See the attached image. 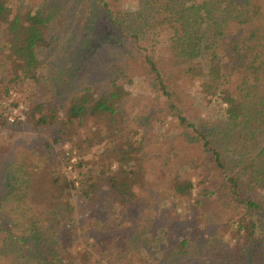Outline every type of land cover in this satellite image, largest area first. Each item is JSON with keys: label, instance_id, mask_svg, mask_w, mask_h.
<instances>
[{"label": "trees", "instance_id": "trees-1", "mask_svg": "<svg viewBox=\"0 0 264 264\" xmlns=\"http://www.w3.org/2000/svg\"><path fill=\"white\" fill-rule=\"evenodd\" d=\"M136 1L137 7L115 12L107 0H96L104 22L136 45L150 32L166 31L172 57L178 60L174 63L182 66L181 76L197 83V94L221 111L208 131L179 115L180 124L193 129L199 152L206 155L194 161V168H205L200 189L204 207L212 210L208 217L212 231L209 226L202 231L209 233L206 239L187 235L170 250H159L153 246L158 236H147L148 228L129 234L122 229L120 218L137 207L134 193L144 181L136 157L139 141L122 133L127 86L132 83L124 67L133 63L118 59L121 67L111 65L117 75L101 82L86 78L66 92L68 104L51 101L52 97L36 102L27 109L26 121L10 123L12 110L0 105V132H8L10 149L6 164L0 155V175L6 174L0 188V257L9 264H119L122 259H127L125 264H264V0ZM22 5L0 0L2 55L14 78L38 84L46 65L44 51L56 44L48 32L57 15ZM143 59L160 95L174 110L175 93L166 65L153 55L144 54ZM12 78L9 81H15ZM9 91L5 87L4 93ZM90 119L100 125L92 147L106 148V171L111 173L102 189L98 173L82 194L103 212L96 227L122 229L115 241L105 243L100 256L91 248L73 245L78 225L75 205L70 198L57 196L64 184L43 159L55 154L62 139L76 138L75 123ZM45 127H55L56 135H43L37 143L33 139L40 138ZM35 152L38 156L33 159L30 155ZM195 187L187 172L171 190L186 197ZM97 192L100 202L93 198ZM212 200L221 209L213 207ZM225 233L235 241L225 244ZM114 242L117 245L111 247Z\"/></svg>", "mask_w": 264, "mask_h": 264}, {"label": "rangeland", "instance_id": "rangeland-1", "mask_svg": "<svg viewBox=\"0 0 264 264\" xmlns=\"http://www.w3.org/2000/svg\"><path fill=\"white\" fill-rule=\"evenodd\" d=\"M15 1L22 2L24 8L43 7L57 15L51 22L48 32L49 38L56 37V44L44 51L46 65L38 84L14 78L9 65L4 61L2 44L0 45V105L2 108L7 107L12 110L11 117L14 120L10 119L9 122L26 121L27 109L49 97H52L51 101L60 100L63 104H68L69 95L67 96L66 92L75 88V85L78 86L89 77L95 79L92 81H106L109 77L118 74V71H113L112 63L121 67L118 59L126 63L130 61L133 65L124 67L132 83L127 86L129 95L124 107L125 127L122 133L139 141L140 151L136 157L140 160L144 184L134 193L137 207L120 218L124 223L122 229L125 234H129L140 230V227L148 228L147 236H158L156 237L158 241L157 243L154 241L153 246L155 245L159 250H170L187 235H196L198 239L203 236L206 239L209 233L202 231H206L209 226L212 231L214 225L208 220L212 210L208 206L204 207L205 201H202L200 189L205 168L201 165L194 168V161L203 160L206 155L199 152L193 129L180 124L179 115L185 117L188 123L208 131L211 128L210 122L219 118L221 111L216 104L208 105L207 100L197 94L195 89L197 83H194L190 77L181 76L182 66L174 63L178 60L172 57L173 47L167 41L166 31H156V34L155 31L150 32L139 45H136L131 39L118 36L112 27L104 22L96 0H77L80 4H76V0ZM107 2L115 12H123L138 6L136 0H107ZM143 48L146 50L144 51ZM119 54L122 55L121 58ZM144 54L153 55L155 59H159L162 66L166 65L165 74H169L171 78L169 83L173 85L171 87L175 93L174 110L168 106L149 76V70L143 59ZM170 58L173 60L170 61ZM98 67H101L102 71H93ZM11 77L15 81H9ZM5 87L11 90L7 94L4 93ZM74 126L76 138L62 139L61 147L55 154L46 155L43 159L45 164L52 167L53 176L64 184L58 190L57 196L70 198L75 205L78 225L77 239L73 245L77 248L82 246L91 248L93 254L100 256L99 253L106 248L105 243L111 239L115 241L122 229L116 230L108 224L99 225L101 228L96 227L95 223L104 219L103 212L98 207H93L92 201L83 197L82 189L89 186L98 173V189H102L107 173L111 171H106L108 162L104 153L106 148L92 147L95 143L94 131L100 125H97L94 119H90L80 125L75 123ZM41 133L40 138L33 139L37 143L43 135L55 136V127L51 130L42 128ZM7 135L8 132H0V155L3 157V163L10 154ZM120 137L121 134L116 136V138ZM30 156L36 159L38 153L35 152ZM187 172H190L191 181L196 187L188 196L180 197L174 194L171 188L175 180L182 178ZM5 177V173L0 175V188L6 180ZM98 197L100 196L97 192L93 198L100 202ZM197 199L201 201L197 202ZM211 203L213 207L217 206L221 209L219 202L212 200ZM203 225L208 226L202 227ZM222 238L225 244L235 241L230 233H225ZM116 245L114 242L111 247ZM145 257L149 262L150 257ZM203 258L205 254L200 257ZM13 261L16 262L17 258L14 257ZM118 262L125 264L128 261L122 259ZM0 264H9V260L7 258L2 260L0 257Z\"/></svg>", "mask_w": 264, "mask_h": 264}]
</instances>
